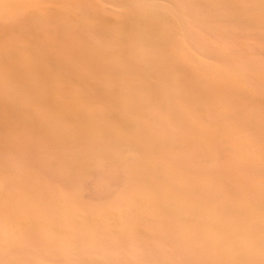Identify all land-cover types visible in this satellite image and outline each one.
<instances>
[{"label": "bare ground", "instance_id": "obj_1", "mask_svg": "<svg viewBox=\"0 0 264 264\" xmlns=\"http://www.w3.org/2000/svg\"><path fill=\"white\" fill-rule=\"evenodd\" d=\"M0 264H264V0H0Z\"/></svg>", "mask_w": 264, "mask_h": 264}]
</instances>
